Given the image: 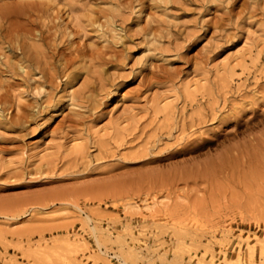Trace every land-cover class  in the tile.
<instances>
[{
	"label": "rangeland",
	"instance_id": "rangeland-1",
	"mask_svg": "<svg viewBox=\"0 0 264 264\" xmlns=\"http://www.w3.org/2000/svg\"><path fill=\"white\" fill-rule=\"evenodd\" d=\"M25 1L0 264H264V0Z\"/></svg>",
	"mask_w": 264,
	"mask_h": 264
},
{
	"label": "bare ground",
	"instance_id": "bare-ground-1",
	"mask_svg": "<svg viewBox=\"0 0 264 264\" xmlns=\"http://www.w3.org/2000/svg\"><path fill=\"white\" fill-rule=\"evenodd\" d=\"M20 3H21V5H26V4H28L26 7H30L29 6V4H36V2H30V1H25V0H20V2H18V4L20 5ZM40 5H42L43 6V3L41 2L40 3ZM16 6H18V5H16ZM11 11H13V12H17V11H21V9H20V7L18 6V8H13L12 10H9V8H3L2 10H0V17H4V18H6L5 16H10V15H12L11 14ZM83 146H81V147H78L77 149H76V153L79 155V154H82V153H84V150H83ZM77 156V155H76ZM80 156V155H79Z\"/></svg>",
	"mask_w": 264,
	"mask_h": 264
}]
</instances>
